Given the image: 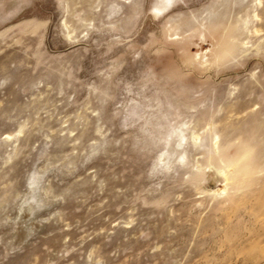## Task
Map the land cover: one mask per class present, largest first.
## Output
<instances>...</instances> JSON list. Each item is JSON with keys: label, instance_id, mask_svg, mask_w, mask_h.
Returning a JSON list of instances; mask_svg holds the SVG:
<instances>
[{"label": "rangeland", "instance_id": "374dc122", "mask_svg": "<svg viewBox=\"0 0 264 264\" xmlns=\"http://www.w3.org/2000/svg\"><path fill=\"white\" fill-rule=\"evenodd\" d=\"M0 264H264V0H0Z\"/></svg>", "mask_w": 264, "mask_h": 264}]
</instances>
